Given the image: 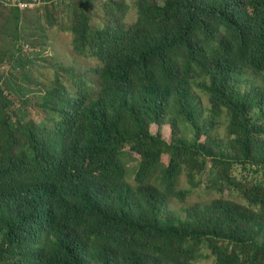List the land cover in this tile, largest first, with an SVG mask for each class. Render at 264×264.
I'll use <instances>...</instances> for the list:
<instances>
[{
  "label": "trees",
  "instance_id": "16d2710c",
  "mask_svg": "<svg viewBox=\"0 0 264 264\" xmlns=\"http://www.w3.org/2000/svg\"><path fill=\"white\" fill-rule=\"evenodd\" d=\"M39 1L48 19L70 13L52 26L68 25L73 51L101 62L100 91L75 96L57 75L58 85L32 93L45 116L37 126L25 95L1 85L0 264H264V0H133L137 21L128 26L110 9L103 30L90 22L92 0ZM3 3L0 65L22 69L23 10ZM196 90L209 125L227 122L229 149L215 155L200 135L170 144L149 132L167 124L175 134L173 114L203 127ZM127 148L140 158L135 186ZM223 164L255 168L257 178L220 176ZM183 169L194 189L210 177V189L247 205L220 198L184 217L166 208L168 197L190 194L175 189Z\"/></svg>",
  "mask_w": 264,
  "mask_h": 264
},
{
  "label": "rangeland",
  "instance_id": "374dc122",
  "mask_svg": "<svg viewBox=\"0 0 264 264\" xmlns=\"http://www.w3.org/2000/svg\"><path fill=\"white\" fill-rule=\"evenodd\" d=\"M5 8L16 7L20 8L22 4L28 0H2ZM67 5L77 3V0H69L66 2H59ZM85 5L90 4V0H84ZM93 6L90 7V22L95 30H103L108 26V18L106 13L113 9V12L119 15V18L126 25L130 26L137 21V10L133 7V0H92ZM130 7L127 8L126 6ZM7 6V7H6ZM30 8V9H27ZM21 9V8H20ZM21 13L23 26L21 28L23 33H20L19 44L17 49L22 51L26 60L24 68L14 69L12 62H6L0 65V89L1 85L10 84L12 89L17 94L18 98L23 94L24 112L26 117L32 120L37 126L44 121L45 116L39 108L35 107L34 94L40 89H45L50 85L55 87L54 81L57 75L61 76L67 81V87L73 90V95L81 90H87L92 96L99 94L100 86L98 83V75L96 69L101 66V62L94 58H85L79 56L73 51V34L68 25H58L53 27L52 24L69 22L70 13L68 11L55 13L50 19L44 13V4L37 1L33 6L26 7ZM20 10V11H21ZM39 30L44 34L40 38L38 35ZM3 49V45L0 44ZM59 80V79H58ZM59 83H64L59 80ZM259 87L262 88L260 82ZM196 100L198 104L196 107L202 112L203 120L200 125L193 126L188 122H184L180 117L174 115L176 120L174 122L175 134L169 125L158 127L152 125L150 127V134L154 137L160 138L167 143L177 142L176 137L181 139L192 140L195 134L200 135L201 142L204 143L209 140L208 147L212 152L217 154V147L222 146L223 149H229V139L226 137L228 130L227 122L223 120L222 115L219 117V124H211L210 117L211 111L209 110V102L206 96L199 93L197 90ZM22 93V94H21ZM31 93V94H30ZM27 94V95H26ZM5 96H7L5 94ZM11 100L16 101V105L12 109H17L21 105L16 96H8ZM31 98V100H30ZM20 99V98H19ZM199 124V123H198ZM43 126V125H41ZM207 134V135H206ZM140 158L135 153L131 152L128 148L125 151L124 163L126 170V180L130 186H135L134 173L139 164ZM170 155H163L162 162L168 165ZM228 164V163H227ZM224 165L223 170L217 171L220 176H227L228 179H235L237 182L253 181L257 178L255 168L244 170L242 166L237 164ZM213 165L211 161L208 162L207 170ZM195 175L194 182L202 181L203 177L197 175L198 170H192ZM186 170L180 172L179 177L175 183L176 191H190V194L184 200L178 199V196L168 197L166 208L174 210L183 216V211L196 207L205 206L210 204L215 199L225 198L230 199L242 205H247L239 195L229 196L226 191L224 196L217 193L215 190L210 189L212 179L205 177L203 184L198 189H194L186 176ZM152 183V181H151ZM184 217V216H183ZM195 264H215L214 259L209 257L207 259L196 262Z\"/></svg>",
  "mask_w": 264,
  "mask_h": 264
},
{
  "label": "built area",
  "instance_id": "2783aa9c",
  "mask_svg": "<svg viewBox=\"0 0 264 264\" xmlns=\"http://www.w3.org/2000/svg\"><path fill=\"white\" fill-rule=\"evenodd\" d=\"M37 1H38V0H35V3H36ZM35 3L22 4V5H20V8H21V9H24V8H26V7H31V6H33V4H35Z\"/></svg>",
  "mask_w": 264,
  "mask_h": 264
}]
</instances>
